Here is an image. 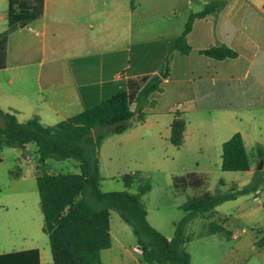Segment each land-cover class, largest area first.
<instances>
[{"label": "crops", "instance_id": "crops-1", "mask_svg": "<svg viewBox=\"0 0 264 264\" xmlns=\"http://www.w3.org/2000/svg\"><path fill=\"white\" fill-rule=\"evenodd\" d=\"M89 1L43 0V13L38 19L10 32L27 30V36H41L42 56L38 62L31 64L9 63L5 55V65L0 68L1 110L14 113L19 121L35 115L44 125L55 124L80 112L85 102L101 99L104 94L118 88H125L135 95L146 78L157 75L162 79L161 90L150 95L154 102L144 109L146 115L141 124H148L149 127V115L155 121L162 116L165 129L163 133L157 130V135L162 140H168L170 122L178 113L185 120L183 143L180 147L189 146L192 139L189 130L191 117L210 110L219 111L222 118L215 121L213 126L216 135L213 143L205 141V144H190L195 148L197 157L209 158L206 149L210 145L221 159V145L234 132L241 134L244 147L246 138H254V134L255 137L259 134L257 122L253 126L256 131L253 130L251 136L249 129L240 125L255 122L256 117L264 112V0H226L220 10L192 18L186 34V41L190 46L186 54L172 49L171 41L182 32L189 15L201 10L209 0L198 2L200 6L196 11L188 10V4L194 0H133L128 15L135 16L137 21L136 40L122 47L94 52L81 51L65 58L58 65L56 60L59 49L55 46L59 41L56 39L58 36H74L78 49L97 48L95 42L84 43V39L75 38L84 36L94 27L90 18H86L91 9ZM158 2H163V8L158 14L141 11L145 4L151 9ZM97 24L100 26L101 22ZM47 39H51V46L55 49L51 50V60L44 66L43 54L47 48ZM220 45H225L236 54L215 59L201 52ZM129 53H132V61ZM29 64L37 66L32 75H28L26 71ZM28 79L33 81L35 87L29 88L26 85ZM34 91L36 96L27 97V93ZM135 105L133 101L131 109ZM20 174L21 170L18 168L14 177H19ZM261 191L255 190L254 201H258ZM213 214L217 215L215 208L208 217ZM109 233L112 238L110 221ZM224 234H228V231ZM31 248L36 247L20 250ZM111 248L112 243L101 250V264L102 252ZM132 248L133 246V251ZM38 251L42 264L40 250ZM138 255L137 260L128 253L123 264H145L141 261V254Z\"/></svg>", "mask_w": 264, "mask_h": 264}, {"label": "rangeland", "instance_id": "rangeland-1", "mask_svg": "<svg viewBox=\"0 0 264 264\" xmlns=\"http://www.w3.org/2000/svg\"><path fill=\"white\" fill-rule=\"evenodd\" d=\"M201 1H191L188 10H199L198 2ZM88 3L91 9L86 18H90L94 27L84 36L75 38L84 39V43L95 42L97 48L78 49L74 36L69 37L67 34L58 36L56 39L59 41L55 44L59 49L58 58L56 57L58 65L62 64L65 58L81 51L94 52L122 47L137 39L136 18L128 15L129 0H90ZM162 6L163 2H158L155 8L150 9L145 4L141 11L158 14ZM6 8L7 0H0V32L6 28ZM99 22L100 26L97 24ZM26 31L8 34L6 59L9 63H34L41 59V36L30 34L27 36ZM47 40V48L43 54L44 66L51 60V50L55 49L51 46V39ZM129 54L132 61V53ZM31 64L26 67L28 75H32L37 69L36 65ZM26 85L29 88L35 87L30 79ZM26 95L30 97L37 94L34 91ZM220 118L222 117L219 111L214 110L192 116L189 126L192 139L187 147H176L168 140L159 138L157 130L163 133L165 129L162 116L155 121V118L149 115L148 121L151 122L149 127L148 124L131 121L126 131L107 135L98 150L100 189L136 193V184L126 187L123 177L129 174L148 179L151 188L141 197L146 208L147 220L166 238H171L175 224L184 215L180 205L187 196L203 191L216 192L224 191L228 187L241 189L255 185V189L250 188L248 192L236 196L235 199L218 204L215 207L217 215L212 216L214 218L200 215L190 220L185 232L192 233L193 238L185 244V249L190 254L191 264H264V243L259 242L264 241V180L258 183L255 173L259 162L263 160L258 157L256 148L264 146V112L256 117L255 122L240 125L249 129L250 136L253 130L256 131L253 129L256 122L260 128L256 137L254 134V138L248 137L245 140V150L251 168L249 171H224L221 169V159L210 145L206 149L209 158L197 157L195 148L190 146L198 142L205 144V141L213 143L216 138L213 126ZM52 124L54 123L50 125ZM196 161L199 163L196 164ZM182 167L184 170H181ZM18 168L21 170L20 176L13 177ZM41 170L76 173L79 168L77 161L72 158L47 159L44 165H39L33 143H28L25 148L10 146L0 148V253L36 247L40 250L42 264H52L48 237L41 229L42 214L35 181L36 174ZM260 170L264 178V160ZM189 172L205 176V185L199 189L176 193L172 185L173 176ZM256 189L262 190L258 194V201L253 200ZM209 220L222 222L228 234L199 236L204 224ZM109 221L112 248L102 252L103 264H123L128 253L138 260L139 255L131 250V247L136 245L131 227L113 209L109 210Z\"/></svg>", "mask_w": 264, "mask_h": 264}, {"label": "trees", "instance_id": "trees-1", "mask_svg": "<svg viewBox=\"0 0 264 264\" xmlns=\"http://www.w3.org/2000/svg\"><path fill=\"white\" fill-rule=\"evenodd\" d=\"M130 6H133V0ZM226 0H209L201 10L191 13L182 32L171 41V48L186 54L190 46L186 34L195 17L220 10ZM43 13V0H7L6 28L0 32V68L5 65L6 40L10 32L38 19ZM202 53L221 59L236 53L225 45L211 46ZM162 79L157 75L146 78L135 95L125 88L104 94L101 99L85 102L83 109L52 125L42 124L33 115L19 121L14 113L0 109V148H23L28 143L36 147L39 165L47 159H75L76 173H49L41 170L36 177L39 208L43 216L42 231L47 235L52 264H101L100 252L111 245L109 210H116L120 218L131 227L136 244L140 246L141 261L145 264H191L185 244L193 238L186 233V225L196 216H209L218 204L255 189V185L224 191H203L187 196L180 205L184 211L175 224L173 236L166 238L147 220L141 197L150 188L148 179L125 175L126 187L136 184V193L128 191H102L98 166V150L109 134L127 130L131 121L142 122L145 108L153 104L150 95L161 90ZM135 102V108L130 105ZM169 142L176 147L183 143L185 120L176 113L169 125ZM264 160V146L256 148ZM221 169L249 171L250 161L241 134L234 132L221 145ZM262 170H255L256 181L264 180ZM15 176L14 174L12 175ZM206 183L205 176L189 172L175 175L172 185L176 193L199 189ZM221 184H223L221 182ZM199 236L224 234V226L211 220L204 224ZM264 240V239H263ZM263 244L264 241H259ZM0 264H40L37 248L0 254Z\"/></svg>", "mask_w": 264, "mask_h": 264}, {"label": "built area", "instance_id": "built-area-1", "mask_svg": "<svg viewBox=\"0 0 264 264\" xmlns=\"http://www.w3.org/2000/svg\"><path fill=\"white\" fill-rule=\"evenodd\" d=\"M132 249H133L134 252H136L138 254L142 253V250H141L140 246H138V245L133 246Z\"/></svg>", "mask_w": 264, "mask_h": 264}, {"label": "water", "instance_id": "water-1", "mask_svg": "<svg viewBox=\"0 0 264 264\" xmlns=\"http://www.w3.org/2000/svg\"><path fill=\"white\" fill-rule=\"evenodd\" d=\"M262 162H263V160L259 162V164H258V166H257V169H258V170L261 169V167H262Z\"/></svg>", "mask_w": 264, "mask_h": 264}]
</instances>
